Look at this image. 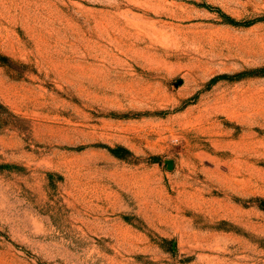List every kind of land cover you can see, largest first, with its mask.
I'll use <instances>...</instances> for the list:
<instances>
[{
	"label": "rangeland",
	"instance_id": "374dc122",
	"mask_svg": "<svg viewBox=\"0 0 264 264\" xmlns=\"http://www.w3.org/2000/svg\"><path fill=\"white\" fill-rule=\"evenodd\" d=\"M0 264H264V0H0Z\"/></svg>",
	"mask_w": 264,
	"mask_h": 264
},
{
	"label": "trees",
	"instance_id": "16d2710c",
	"mask_svg": "<svg viewBox=\"0 0 264 264\" xmlns=\"http://www.w3.org/2000/svg\"><path fill=\"white\" fill-rule=\"evenodd\" d=\"M220 15L224 18L225 21L234 24V25H238L239 23L237 21H235L234 19H232L231 17L225 15L224 13H222L221 11H219ZM251 24V22H246L244 23V25H249ZM215 79H212V81H214ZM109 150L116 156H123L121 152H129L127 149L123 148V147H116V148H109Z\"/></svg>",
	"mask_w": 264,
	"mask_h": 264
},
{
	"label": "water",
	"instance_id": "95a60500",
	"mask_svg": "<svg viewBox=\"0 0 264 264\" xmlns=\"http://www.w3.org/2000/svg\"><path fill=\"white\" fill-rule=\"evenodd\" d=\"M165 162H166V164H167L168 167H171V164H172V161L171 160H166Z\"/></svg>",
	"mask_w": 264,
	"mask_h": 264
}]
</instances>
